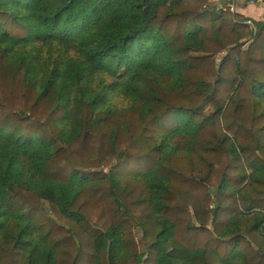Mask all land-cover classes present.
I'll return each instance as SVG.
<instances>
[{"label":"trees","instance_id":"trees-1","mask_svg":"<svg viewBox=\"0 0 264 264\" xmlns=\"http://www.w3.org/2000/svg\"><path fill=\"white\" fill-rule=\"evenodd\" d=\"M248 19L210 0H0V264H264Z\"/></svg>","mask_w":264,"mask_h":264},{"label":"crops","instance_id":"crops-1","mask_svg":"<svg viewBox=\"0 0 264 264\" xmlns=\"http://www.w3.org/2000/svg\"><path fill=\"white\" fill-rule=\"evenodd\" d=\"M223 3L225 0H210V4L218 8ZM237 12L252 20H264V6L261 5L242 3Z\"/></svg>","mask_w":264,"mask_h":264},{"label":"built area","instance_id":"built-area-1","mask_svg":"<svg viewBox=\"0 0 264 264\" xmlns=\"http://www.w3.org/2000/svg\"><path fill=\"white\" fill-rule=\"evenodd\" d=\"M242 3H247V4H257L264 6V0H225V3H223L220 8L228 9L231 12H237L238 7ZM250 26L254 27L253 20L248 19L246 21Z\"/></svg>","mask_w":264,"mask_h":264},{"label":"rangeland","instance_id":"rangeland-1","mask_svg":"<svg viewBox=\"0 0 264 264\" xmlns=\"http://www.w3.org/2000/svg\"><path fill=\"white\" fill-rule=\"evenodd\" d=\"M210 5H211V4H210ZM211 6H212V5H211ZM212 110H213V107H212L211 104H207V105L205 106V108H204V112H206L207 114L210 113ZM106 171H107V169H106ZM137 235H138V239H139V241H140L141 234H140L139 231L137 232ZM140 244H141V246H142V245H143V242L140 241Z\"/></svg>","mask_w":264,"mask_h":264}]
</instances>
